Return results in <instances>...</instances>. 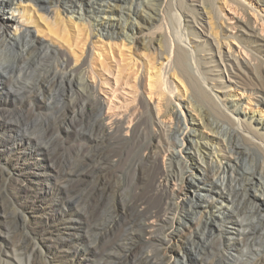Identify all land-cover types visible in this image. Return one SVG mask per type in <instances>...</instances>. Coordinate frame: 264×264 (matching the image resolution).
I'll return each instance as SVG.
<instances>
[{"label":"rangeland","instance_id":"374dc122","mask_svg":"<svg viewBox=\"0 0 264 264\" xmlns=\"http://www.w3.org/2000/svg\"><path fill=\"white\" fill-rule=\"evenodd\" d=\"M220 1L165 2L156 6L161 10L163 18L152 23L146 21L143 13H139L137 16L139 25L133 34L134 43L130 52L121 50V59L117 49H114L113 57L103 51L106 41L109 40L117 46L121 42V37L115 36L116 29L106 27L102 30L103 35L96 38L92 37L93 32H90L88 24H78L81 34L84 33L83 37L97 41V50L103 52V67L98 61H94L95 73L103 83L105 82L103 88L113 86L114 79H117L120 85L117 87L114 100L120 109L134 106L142 109L138 121L141 128L139 140L135 143L129 141L121 143V146L128 150L129 160V165L120 176L125 197L131 196L133 189L134 174L130 163L138 155L140 145L150 140L154 127L151 124L150 113L144 109L134 91L135 87L140 89L146 81H143L141 86L138 85V80L133 74L134 68H139L142 74H146L147 68L151 72L160 70L156 60L158 57L156 49L152 47L158 45L159 52L164 54L171 43L178 49L188 50L187 70L193 77L207 80L208 92L211 95L209 93L206 95L205 105H209L210 102L209 107H212V110L216 105L212 94H220V100L228 104L224 94L228 93L229 86L235 83L240 84L239 87L242 89L239 90H244L245 94L250 95L252 106L264 108V50L257 49L249 43H241L244 35L238 26L232 30L235 32L233 37L225 35V26L235 23L228 21L218 12L217 6ZM31 2L39 4L35 6H39L37 8L42 12L56 5L68 29V38L74 37L64 12L72 7L69 0ZM83 2L85 13L91 20L97 10L106 5V0ZM114 3L120 7L124 6L120 19L123 23L129 5L125 1L111 0V4ZM232 3V7L239 15L245 19L252 17L250 9L237 6L235 8V4ZM262 3L264 8V2ZM202 6L213 15V31L220 40L223 42L227 40L231 45L241 43L247 46L245 50L253 62L252 65H245L242 62L238 68L233 61V64L231 63L233 66H229L228 61L225 62L216 55L211 39L206 35ZM259 6L260 16L264 17V10L260 9L261 5ZM117 8L114 11L118 13ZM261 17L258 18L259 23H262ZM109 34L112 36L109 37ZM190 40H193V43ZM225 48L223 46V49ZM24 49L25 47L20 44L9 42L6 51L0 53V110L5 112L8 119L20 123L19 137L33 145L32 153L36 163L44 165L46 171L52 168L53 173L48 174L47 183L43 180L34 181L31 188L20 189L17 179H24L29 169L24 168L22 162L17 161L14 155L0 152V264H161L155 258L137 261L133 256L137 247L132 246L120 249L111 257L100 254L103 244L123 231L120 224L109 223L112 198L106 196L107 198L104 197L102 200L98 199L100 179L97 175H88L78 185L74 179H66L61 175L63 171L76 168L80 160L79 155L84 152L76 137V131L89 129L85 125L86 109L83 106L88 103V99L75 92V82L70 83L66 75L58 77L54 83H48V74L39 69V66L35 69L38 63L55 64L57 57L51 54L42 56V59L33 57L29 63H24L26 70L23 68L11 71L12 66L19 64L16 54H20ZM240 56L242 58L243 55ZM146 60L149 61L148 65ZM18 74L25 85L9 86L2 81ZM175 74L177 76L173 75L171 70L167 81L171 79L178 82V76L182 74L177 69ZM164 76L161 74L160 83L164 94L169 96L170 91L164 84ZM197 105L202 109L201 102L197 101ZM177 124L180 126L181 121ZM212 126H215L220 138L223 139L225 146L220 144L223 151L232 157L230 163H224L223 171L218 172L220 177H224L221 181L223 183L221 198L225 201L217 199L211 215L202 213L201 208L195 207L192 193L189 192L184 198L176 212L177 215L183 221L196 220L193 235L190 236L188 232L178 240L182 245L187 243L185 247L188 258L186 262L180 264H264V205L257 207L247 199L249 184L250 190L256 189L264 197V154L260 148L262 137L253 135L256 136L254 140L257 144L249 142L243 136L234 133L236 125L229 123L221 115L213 120ZM173 129H176L175 126ZM239 130L243 134L251 135L247 127ZM168 131L159 133V141L157 139L155 143L161 144L168 138L171 144L176 136V130ZM35 143H38L37 146ZM178 160L181 159L175 157L167 163L169 175L178 169ZM54 173L58 176L52 175ZM218 186L216 185L217 188ZM212 193L218 194L214 191ZM60 208L65 209L66 216H61ZM74 211L80 213L79 220L70 219ZM210 219L212 222L207 227L205 221L209 222ZM233 219L241 220L242 224L234 225ZM231 228H235V231L229 232Z\"/></svg>","mask_w":264,"mask_h":264},{"label":"bare ground","instance_id":"6f19581e","mask_svg":"<svg viewBox=\"0 0 264 264\" xmlns=\"http://www.w3.org/2000/svg\"><path fill=\"white\" fill-rule=\"evenodd\" d=\"M31 1L33 0H0V53L3 54L9 42L25 47L23 52L16 54L19 64L12 66L11 71L23 68L26 70L25 64L33 57L42 59V56L46 57L49 54L56 56L55 64L38 63L35 69L39 66V69L48 74V83H54L58 77L66 75L70 83L75 82V92L88 99V103L83 106L86 109L85 125L89 129L76 131V137L84 152L79 155L78 166L69 171L62 170L61 175L66 179H74L76 185L88 175H97L100 179L98 199L102 200L106 196L112 198L109 223L120 224L123 231L104 243L100 254L111 257L120 249L132 246L137 247L133 256L139 262L154 258L161 264L186 262L187 243L182 245L178 240L185 233L193 235L196 219L187 222L177 215L176 212L184 198L189 192L192 193L195 207L201 208L202 213L211 215L212 208L216 207V200L225 201L221 198L223 197L221 181L224 177H220L218 172L223 171L224 163H230L232 157L220 146L225 145L215 126H212L213 120L220 115L223 116L229 123L236 125L234 133L243 136L249 142L256 143L254 140L256 136L253 135L262 137L260 148L264 154V108L252 106L250 95L245 94L244 90H239L242 89L239 87L240 84L235 83L230 85L229 92L224 94L228 104L220 100V94H212L216 101L214 112L212 107H209L210 102L209 105H205L206 95L208 93L211 95L208 92L207 80L197 79L187 70L188 50L178 49L171 43L164 54L159 52L158 45L152 47L156 49L158 55L156 60L160 70L151 72L147 68L146 74H142L139 68H134L133 74L138 80V85L141 86L143 81H146L140 89L135 87L134 91L144 109L150 113L151 124L154 127L150 140L140 145L138 155L130 163L134 174L133 189L131 196L125 197L120 176L129 165V160L128 150L121 146V143L128 141L135 143L139 140L141 128L138 121L142 109L136 106L120 109L114 100L115 92L120 85L117 79H114L113 86L103 88L105 82L103 83L94 71V61H98L103 67V52L97 50V41L83 37L84 33L81 34L78 24H88L90 32H93L92 37L96 38L103 35L102 30L106 27L116 29L115 36H120L121 42L117 46L108 40L103 51L113 57V51L117 49L121 59V50L130 52L134 43L133 34L139 25L137 18L139 13L144 14L148 23L156 22L163 18L157 5L165 2L182 3L183 0H117L125 1L129 5L123 23L120 19L124 6L111 4V0H106V5L97 10L92 20L85 13L83 0H69L72 7L64 12L68 19L66 22L69 21L72 27L74 34L72 39L68 38V29L56 5L42 12L37 8L39 6H35L39 4ZM230 1L235 4V8L237 6L250 9L252 17L245 19L239 15ZM262 2L264 0H221L219 6L216 5L218 12L228 21L235 23L225 26V35L233 37L235 32L232 30L238 26L244 35L241 43H249L257 49L264 50V17H261L259 12V5L262 7ZM116 8L119 9L118 13L114 11ZM260 9L264 10L263 7ZM202 16L207 28L206 35L210 37L220 59L228 61L229 66H233L234 61L238 68L242 62L245 65L253 64L245 50L246 45L241 43L231 45L227 40L223 42L219 39L213 31V15L204 6ZM259 17L262 18V23H259ZM156 39L158 41V38ZM190 41L193 43V40ZM223 46L226 48L223 49ZM241 54L244 58L243 56L241 58ZM22 63H25L24 66L20 65ZM146 64H149L148 60ZM176 69L186 78L178 76V82L171 79L168 82L171 70L173 75L177 76ZM161 74L165 75L164 84L170 91L169 96L163 92ZM2 81L9 86L24 84L20 74L9 76ZM197 101L201 102L202 109L198 107ZM231 106L234 108L230 109ZM179 121L180 126L177 124ZM174 126L176 131L173 129ZM242 127H247L251 135L241 133L239 128ZM168 130L176 132L171 144L168 138L161 144L155 143L157 139L159 141V133ZM20 135V123L8 119L5 112L0 110V152L14 155L17 161L22 162L24 168L29 169L24 179H17L18 188H31L34 181L43 180L47 183L48 174L53 173V169L49 168L47 173L44 165L36 163L32 153L33 145L20 138ZM37 144L35 143V146ZM172 144L174 147H171ZM175 157L181 160H178V169L169 175L166 165ZM52 175L58 176L55 173ZM216 185H219L218 188ZM250 187L251 184L247 189V199L257 207L264 205L262 194L256 189L250 190ZM213 191L218 194L214 195ZM59 212L61 216H66L64 208H60ZM70 219L79 220L80 213L74 211ZM233 221L234 225L242 224L241 220ZM211 222V219L209 222L205 221V225L208 227ZM228 231H235V228Z\"/></svg>","mask_w":264,"mask_h":264}]
</instances>
